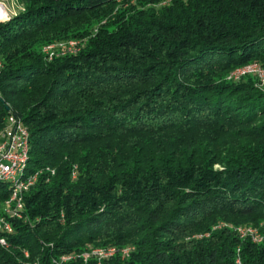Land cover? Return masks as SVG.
I'll return each instance as SVG.
<instances>
[{
	"label": "trees",
	"instance_id": "obj_1",
	"mask_svg": "<svg viewBox=\"0 0 264 264\" xmlns=\"http://www.w3.org/2000/svg\"><path fill=\"white\" fill-rule=\"evenodd\" d=\"M21 1L0 19V126L22 118L43 172L0 264H98L93 247L115 248L103 264H264V84L234 75L264 68V0Z\"/></svg>",
	"mask_w": 264,
	"mask_h": 264
},
{
	"label": "bare ground",
	"instance_id": "obj_2",
	"mask_svg": "<svg viewBox=\"0 0 264 264\" xmlns=\"http://www.w3.org/2000/svg\"><path fill=\"white\" fill-rule=\"evenodd\" d=\"M4 18H7V16L6 15L2 16L0 14V19H4ZM54 47H55L54 45H50V46L46 47V51H48L50 56H53L54 53H55L54 52ZM67 51H76V52L78 51L77 43L74 40L70 41L69 50L67 49ZM63 53H65V51ZM2 68H3V62L0 59V70H2ZM246 73L256 74L260 78V77H262L264 75V68L260 67L258 64H254V63L253 64H248V66H244L242 68L237 69L234 72V75H235V77H239L240 78L241 75H244ZM262 84H264V80L262 81ZM9 122H11V115L8 116L7 122L4 125L0 126V135H4V131H6V124L9 123ZM20 131L22 132V135H23L22 136L23 152L21 153V155H20V157L18 159V169H17V171H15L13 173L12 179H9L7 177H0V181L9 183L10 188L12 190L11 199L6 201V205L7 206L5 207V211L15 210V209H18L19 205H24L23 197H24L25 193H18V188L17 187H21L23 184H27L28 178H32V176H33V173H29L28 172L29 159H30V131L22 122H20ZM54 173H55V171L52 174H54ZM73 176H75V172H73ZM36 180L37 179L33 180V184L36 182ZM33 184H32V186H33ZM30 188L31 187H28V190ZM10 226H11V224H10ZM248 231L252 232V229L251 230L250 229L249 230L245 229L243 231L241 229V232L243 234L250 233ZM257 236H254L255 240L257 239ZM1 245L7 246V241H6V243H3ZM114 252H115V248H109L106 251H103V249H100V250H93V251H90V252L86 251L83 254H81V256H82V258L89 259V257L93 253L94 255L98 254V257L100 259H103V258H105V257H107L109 255L114 254ZM123 252L125 254H127L129 252V250L125 249V250H123ZM25 255L26 256L29 255L27 251L25 252ZM74 256L75 255L68 254V255H65V258H73ZM25 264H39V262L35 260V261H32L31 263L27 262Z\"/></svg>",
	"mask_w": 264,
	"mask_h": 264
},
{
	"label": "built area",
	"instance_id": "obj_3",
	"mask_svg": "<svg viewBox=\"0 0 264 264\" xmlns=\"http://www.w3.org/2000/svg\"><path fill=\"white\" fill-rule=\"evenodd\" d=\"M3 22V21H0ZM68 53H77L76 51H67ZM65 55V54H64ZM55 56H46L48 61L52 60ZM248 66V65H243ZM2 70H0L1 73ZM264 80V75L259 78L258 84L262 87V81ZM20 121L22 118H16L11 114V122L6 124V131L4 135H0V177H7L12 179V175L18 169V159L23 152L22 146V132L20 131ZM51 174L54 172V169H46ZM39 172L33 173L32 178H28L27 184H23L18 188V193H27L28 187H32L33 180L38 178ZM24 205H19L18 209L5 211L0 213V244L6 243V236L3 232H13V227L10 226L8 221V216H14L16 218L23 217ZM242 234V232H241ZM111 257V256H107ZM72 258H65V254L62 255L58 260H55L57 264H63L67 261H70ZM103 259L98 260V264H103ZM89 259L84 258V261ZM241 264V262H239Z\"/></svg>",
	"mask_w": 264,
	"mask_h": 264
},
{
	"label": "rangeland",
	"instance_id": "obj_4",
	"mask_svg": "<svg viewBox=\"0 0 264 264\" xmlns=\"http://www.w3.org/2000/svg\"><path fill=\"white\" fill-rule=\"evenodd\" d=\"M24 9V4H23V2L21 1V0H0V14L2 15V16H7V17H12V16H14V15H16L17 13H19L20 11H22ZM4 13V14H3ZM76 42H77V49L78 50H80L81 48H83V45H84V43L82 42H80V41H78V40H76ZM50 45H55V47H54V51H55V55H59V54H61L62 53V51L63 50H65V51H67V49L69 50V44H68V41L67 42H59V43H52V44H50ZM59 45V46H58ZM47 47V46H46ZM46 47H44V53H45V55L46 56H48L49 55V53H48V51H46ZM253 76V75H252ZM255 77V76H254ZM256 78V77H255ZM257 79V78H256ZM258 80V79H257ZM259 82L257 81V84H258ZM258 86H260L259 84H258ZM264 88V87H263ZM35 184V183H34ZM33 184V185H34ZM7 205H6V202L4 201V203H3V206H2V211H0V212H4V208L6 207ZM245 226H248V225H245ZM252 226H250V227H240L239 228V231L241 232V229H242V231L243 230H251L252 229V232L251 231H248V232H250V233H252L254 236H257L258 234H257V231L254 229V227L253 228H251ZM256 234V235H255ZM243 235H246V234H243ZM3 246V245H2ZM96 248V249H95ZM100 249H103V251H106L107 249L106 248H103V247H93V248H91L90 250H88L89 252L90 251H93V250H100ZM84 253V252H83ZM82 253V254H83ZM92 255H94L93 253H92ZM94 256H96L97 258H98V254H96V255H94Z\"/></svg>",
	"mask_w": 264,
	"mask_h": 264
}]
</instances>
